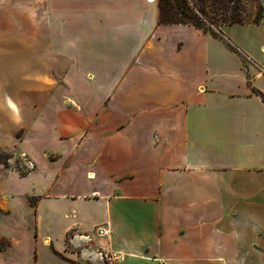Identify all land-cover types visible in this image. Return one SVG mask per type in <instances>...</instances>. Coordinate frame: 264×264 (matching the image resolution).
Returning a JSON list of instances; mask_svg holds the SVG:
<instances>
[{
  "label": "crops",
  "instance_id": "crops-1",
  "mask_svg": "<svg viewBox=\"0 0 264 264\" xmlns=\"http://www.w3.org/2000/svg\"><path fill=\"white\" fill-rule=\"evenodd\" d=\"M218 30L0 0V150L31 165H0V264H264V16Z\"/></svg>",
  "mask_w": 264,
  "mask_h": 264
},
{
  "label": "trees",
  "instance_id": "trees-1",
  "mask_svg": "<svg viewBox=\"0 0 264 264\" xmlns=\"http://www.w3.org/2000/svg\"><path fill=\"white\" fill-rule=\"evenodd\" d=\"M245 0H157L158 23L190 25L215 38L223 39L218 28L223 25L258 24L264 16V7L254 0L256 13L252 21H247ZM226 46L237 53L230 43ZM264 101V95L254 91ZM10 153L0 150V165L9 168ZM21 175L28 171L17 169ZM10 247V243L0 238V251Z\"/></svg>",
  "mask_w": 264,
  "mask_h": 264
},
{
  "label": "rangeland",
  "instance_id": "rangeland-1",
  "mask_svg": "<svg viewBox=\"0 0 264 264\" xmlns=\"http://www.w3.org/2000/svg\"><path fill=\"white\" fill-rule=\"evenodd\" d=\"M245 10L247 11V21H252L254 19V15L256 13V5H255V1L254 0H245ZM244 65H247L246 60L244 61ZM3 76H7V74H1ZM60 80H63V78H60ZM29 151H34V146L32 145V142H29ZM34 148V149H33ZM37 152L35 153L36 158L39 160H41V155L38 152V150L36 149ZM45 151L48 152V156L51 157V161H57L58 165L61 167L63 166V164L65 163V161L63 160L64 157H62L61 159L58 158V153H62L63 149L61 147V144L59 142L54 143L53 141L50 143L49 146L46 147ZM15 153L12 152V158H14L13 160L9 161V165L12 166L15 169H20L23 171H29L31 169V165L29 164L28 160L22 156L19 155H14ZM76 156V153L74 154ZM74 157H71L69 162H68V166H72V162L74 161Z\"/></svg>",
  "mask_w": 264,
  "mask_h": 264
},
{
  "label": "built area",
  "instance_id": "built-area-1",
  "mask_svg": "<svg viewBox=\"0 0 264 264\" xmlns=\"http://www.w3.org/2000/svg\"><path fill=\"white\" fill-rule=\"evenodd\" d=\"M94 231L97 233L98 236L101 237L107 233L101 226L95 227ZM99 254L101 256V259L104 260L106 264L121 263L125 259L122 254H119L117 252L102 251Z\"/></svg>",
  "mask_w": 264,
  "mask_h": 264
}]
</instances>
